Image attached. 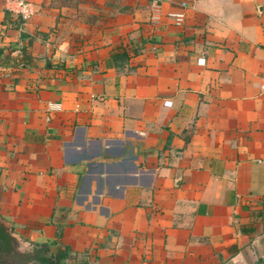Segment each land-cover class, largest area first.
Segmentation results:
<instances>
[{
    "label": "crops",
    "instance_id": "0c3cea01",
    "mask_svg": "<svg viewBox=\"0 0 264 264\" xmlns=\"http://www.w3.org/2000/svg\"><path fill=\"white\" fill-rule=\"evenodd\" d=\"M29 1L21 21L0 0V220L17 248L264 264V0H159L155 23L151 0Z\"/></svg>",
    "mask_w": 264,
    "mask_h": 264
},
{
    "label": "built area",
    "instance_id": "2783aa9c",
    "mask_svg": "<svg viewBox=\"0 0 264 264\" xmlns=\"http://www.w3.org/2000/svg\"><path fill=\"white\" fill-rule=\"evenodd\" d=\"M185 6V2H180L179 9L166 12V17L171 19L174 25H181L185 17V13L183 11ZM5 7L7 10L18 15L21 21L27 20L33 12L32 5L29 0H5ZM160 14V1L151 0L149 20L153 23L157 22L160 19ZM260 89L264 91V81L260 84ZM162 104L169 107L171 102L169 100H164ZM58 106V104H51L49 105V108L55 109L58 108Z\"/></svg>",
    "mask_w": 264,
    "mask_h": 264
},
{
    "label": "trees",
    "instance_id": "16d2710c",
    "mask_svg": "<svg viewBox=\"0 0 264 264\" xmlns=\"http://www.w3.org/2000/svg\"><path fill=\"white\" fill-rule=\"evenodd\" d=\"M113 57H117L120 59H124L127 57L126 53L124 51L120 52L117 55H113ZM9 59L8 56H1L0 60L2 64H5ZM32 57L27 52L25 47L21 48V56L19 59V63L23 66L31 65ZM66 255V249L64 247L61 250H58L56 253L52 254L49 252L48 247L45 244H37L32 247L30 252L25 253L22 255L21 262L19 261L18 264L22 262L29 261L33 264H63L62 259Z\"/></svg>",
    "mask_w": 264,
    "mask_h": 264
},
{
    "label": "water",
    "instance_id": "95a60500",
    "mask_svg": "<svg viewBox=\"0 0 264 264\" xmlns=\"http://www.w3.org/2000/svg\"><path fill=\"white\" fill-rule=\"evenodd\" d=\"M25 253L28 252H24L17 248L15 245V238L9 233L8 229L0 220V264H6L5 258L7 256L18 258Z\"/></svg>",
    "mask_w": 264,
    "mask_h": 264
},
{
    "label": "flooded vegetation",
    "instance_id": "af4514ba",
    "mask_svg": "<svg viewBox=\"0 0 264 264\" xmlns=\"http://www.w3.org/2000/svg\"><path fill=\"white\" fill-rule=\"evenodd\" d=\"M19 261L21 262V258H20V257H18V258H14V259H11V262H9V264H18ZM27 263H29V261L22 262V263H20V264H27Z\"/></svg>",
    "mask_w": 264,
    "mask_h": 264
}]
</instances>
